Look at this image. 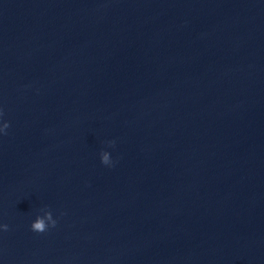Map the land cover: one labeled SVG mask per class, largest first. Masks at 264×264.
I'll use <instances>...</instances> for the list:
<instances>
[{
  "label": "water",
  "instance_id": "1",
  "mask_svg": "<svg viewBox=\"0 0 264 264\" xmlns=\"http://www.w3.org/2000/svg\"><path fill=\"white\" fill-rule=\"evenodd\" d=\"M0 112V264H264V0H0Z\"/></svg>",
  "mask_w": 264,
  "mask_h": 264
},
{
  "label": "clouds",
  "instance_id": "2",
  "mask_svg": "<svg viewBox=\"0 0 264 264\" xmlns=\"http://www.w3.org/2000/svg\"><path fill=\"white\" fill-rule=\"evenodd\" d=\"M3 113L0 112V116H2ZM10 125L8 123H4L3 127L0 128V133L7 134L6 129H8ZM109 147L114 146V142H109L108 144ZM101 158V163L104 166H112V161L110 159V155L106 151H102L100 154ZM56 226V221L52 217V213L50 211H45L44 216L40 217L37 216L36 220L34 223L31 224V230L36 233H44L45 231L48 230L49 227L54 228ZM3 228L4 231H8V226L7 225H2L0 226Z\"/></svg>",
  "mask_w": 264,
  "mask_h": 264
}]
</instances>
